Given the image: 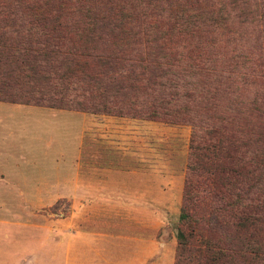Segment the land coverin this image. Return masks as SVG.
Here are the masks:
<instances>
[{
	"label": "rangeland",
	"instance_id": "374dc122",
	"mask_svg": "<svg viewBox=\"0 0 264 264\" xmlns=\"http://www.w3.org/2000/svg\"><path fill=\"white\" fill-rule=\"evenodd\" d=\"M178 1L185 5V13L214 10L225 18L224 24L212 26L211 34L205 36L212 44L204 45L221 73L215 91L218 108L222 111L229 106L234 114L240 101L254 99L264 117V0ZM162 6V14L173 13L167 4ZM26 27L0 22V214L17 222L34 217L47 225L50 220L52 254H76L77 232L84 231L92 232L99 240L92 252L81 248L82 254L140 256L146 259L142 264H174L185 180L198 181L187 170L190 136L192 131L201 134L205 126L202 109L195 100L182 95L194 91L186 83L193 80L192 76H177L175 95H170L171 88L152 85L142 92H132H138L134 96H121L122 92L109 86L110 79L102 76L91 94L82 95L79 85L83 84L74 81L69 85L75 90L60 97L56 91L46 90V85L53 88L48 81L32 80L29 73L20 77L12 74L15 65L10 59L20 55L27 60L22 64L23 71L26 73L27 67L40 69L43 72L36 74L39 78L47 70H62L68 63L64 59L67 52L40 43L42 35H32ZM70 35L73 45L82 48L91 45L111 51L123 43L110 37L89 40L87 36ZM182 43L178 42V49ZM69 44L64 42L61 49ZM136 51L145 55L142 45ZM5 58L7 61L1 63ZM129 58L127 55L118 63L117 71L137 67L138 63ZM52 83L57 87L65 84L56 79ZM113 103L118 104V110ZM151 110L158 113V118L147 116ZM79 114L83 115L84 128L78 160L97 166L129 165L141 171L140 177L126 183L130 191L115 192V185H111V198L46 200L31 214L29 208L34 201L28 195H32L36 184L51 181L54 189L71 176L77 155ZM200 191L199 187L195 193ZM24 229L6 225L8 238L4 239L18 236ZM66 241L72 247L60 248V243Z\"/></svg>",
	"mask_w": 264,
	"mask_h": 264
},
{
	"label": "trees",
	"instance_id": "16d2710c",
	"mask_svg": "<svg viewBox=\"0 0 264 264\" xmlns=\"http://www.w3.org/2000/svg\"><path fill=\"white\" fill-rule=\"evenodd\" d=\"M163 4L173 11L171 15L162 14ZM185 8L178 0H0V22L27 25L32 35H42L40 43L68 53L62 70H47L40 78L36 77L43 72L40 69L23 71L27 61L23 55L10 59L15 65L12 74L29 73L32 80L48 81L53 88L46 85V90L60 97L75 90L69 85L74 81L83 84L82 95L91 94L102 76L121 96H134L152 85L171 88L170 95H175L177 76H192L186 83L194 91L182 95L202 109L205 126L201 134L192 131L190 136L187 170L198 181L185 180L174 264L264 262V117L254 99L240 101L234 114L229 106L218 108L215 91L221 73L204 45L212 44L205 36L225 18L220 11L185 13ZM70 34L123 43L111 51L82 48L73 45ZM64 42L70 44L61 49ZM140 45L144 56L136 51ZM127 55L137 67L117 71ZM54 79L65 84L57 87ZM113 106L118 110V104ZM157 114L151 110L147 116L158 118Z\"/></svg>",
	"mask_w": 264,
	"mask_h": 264
},
{
	"label": "crops",
	"instance_id": "0c3cea01",
	"mask_svg": "<svg viewBox=\"0 0 264 264\" xmlns=\"http://www.w3.org/2000/svg\"><path fill=\"white\" fill-rule=\"evenodd\" d=\"M20 106V105H18ZM50 109V108H49ZM52 110V108L50 109ZM61 110V109H59ZM80 116V130L78 133L77 155L74 161V168L71 176L65 177L60 181V186L52 188V183L47 181L39 182L34 188L32 195H28L34 202L30 204V212L34 214L35 210L45 204L42 201L57 198L70 199H106L111 198L109 192L111 185H115V192L130 191L132 188L126 187L132 177H140V170H133L131 166H97L87 164L78 160L81 142L83 138V115ZM62 179V178H61ZM2 181L0 177V182ZM65 184L63 187L61 184ZM56 189V190H55ZM55 190V192H53ZM70 194V195H69ZM123 198V196H119ZM0 264H142L146 259L143 257H123L113 255H96L81 253V248H88L90 252L98 242L93 233L77 232L74 247L76 254H52L53 242L51 239V221L47 225L38 223L36 218L26 219L25 222L6 220L3 214H0ZM5 216V215H4ZM27 221V222H26ZM18 225L25 228L19 235L13 234L8 238L6 225ZM16 230V229H15ZM8 231H13L9 230ZM82 234V237L81 235ZM79 236V238H78ZM72 247V243H60L59 247Z\"/></svg>",
	"mask_w": 264,
	"mask_h": 264
}]
</instances>
